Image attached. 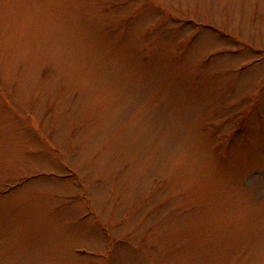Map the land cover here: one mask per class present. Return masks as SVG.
<instances>
[{"label":"rangeland","instance_id":"rangeland-1","mask_svg":"<svg viewBox=\"0 0 264 264\" xmlns=\"http://www.w3.org/2000/svg\"><path fill=\"white\" fill-rule=\"evenodd\" d=\"M0 264H264V0H0Z\"/></svg>","mask_w":264,"mask_h":264}]
</instances>
